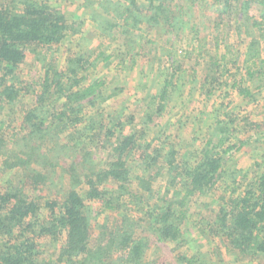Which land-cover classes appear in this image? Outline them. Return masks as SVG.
I'll list each match as a JSON object with an SVG mask.
<instances>
[{
    "label": "trees",
    "instance_id": "trees-1",
    "mask_svg": "<svg viewBox=\"0 0 264 264\" xmlns=\"http://www.w3.org/2000/svg\"><path fill=\"white\" fill-rule=\"evenodd\" d=\"M127 2L112 20L99 19L95 11L91 18L110 36L115 29L124 48L120 62L128 57L134 68L136 57L145 48L142 34L134 31L144 22L159 25L162 16L171 28L167 31H174L175 16L172 0ZM234 4L238 14L241 12L239 18L255 19V28L264 25V0H213V5L224 9L219 25L227 24L225 19ZM252 9L255 14L249 13ZM80 25V21L69 20L64 10L47 0H0V264H162L148 260L150 235H136L138 222L131 215L132 209L138 206L143 212L152 198L162 196L158 199L161 203L146 212L149 230L156 240L180 246L186 243L185 227L192 200L209 194L225 179L228 159L250 144L253 135L235 141L238 119L227 113L228 119L216 120L195 160L176 163L174 149L166 155L158 149L156 156L142 151L137 159L141 143L137 133L124 132L129 122L121 115H105L101 110L98 120L94 115L85 117L86 110L107 99L103 97L105 79L91 77L90 71L101 58L109 63L112 54L96 50L69 58L67 71L52 59L46 62L40 89L35 91L32 106L23 111L20 124L14 117H3L4 110L12 108L20 95L19 85L23 82L15 74L29 47L42 48L48 56L55 45L78 34ZM246 34L251 37L245 53L246 75L235 78L232 87L253 99L246 82L259 78L256 86L264 87V40L248 29ZM215 43L219 48L218 37ZM228 52L233 54L231 48ZM227 53L209 57L202 92L210 86V95L211 86L220 82ZM175 74L169 73L158 92L150 95L144 124L155 123L156 117L163 114ZM119 90L122 91L114 87L108 97ZM251 125L262 128L258 122ZM113 136L116 141L110 143ZM105 148L109 155L101 165L96 153ZM152 169L150 174L145 173ZM5 170H18V180L3 181ZM164 172L168 179L159 185ZM242 172L232 170L235 181L237 176L247 179L248 174ZM123 198L127 199L121 203ZM91 203L99 212H111L109 219L114 224H104L100 233L94 231L95 210ZM215 212V220L206 223L205 228L227 242L230 251L264 260V168L233 187V195L228 200L223 198ZM179 254L184 264H206L195 252Z\"/></svg>",
    "mask_w": 264,
    "mask_h": 264
},
{
    "label": "rangeland",
    "instance_id": "rangeland-1",
    "mask_svg": "<svg viewBox=\"0 0 264 264\" xmlns=\"http://www.w3.org/2000/svg\"><path fill=\"white\" fill-rule=\"evenodd\" d=\"M47 1L64 10L69 20L80 21V32L69 35L59 45H55L48 56L44 55L42 48L34 45L29 47L24 63L17 68L15 74L23 82L19 85L20 95L12 108L7 107L4 110L6 116L3 117H14L16 124H20L23 111L32 106L35 91L40 89L39 82L44 76L46 62L52 59L60 69L67 71L69 58L91 50L112 55L109 63L102 62L101 58L97 66L90 71L91 77L105 79L103 97L107 99L101 102L98 100L97 106L86 110L85 117L94 115L98 120L96 116L101 110L105 115H121L123 120L129 122L124 132L137 133V139L141 143L136 153L137 159L142 151L147 150L151 156H156L158 149L162 155L174 149L176 163L195 160L215 128L216 120L228 119L227 113L231 114L238 119L234 140L246 139L253 135L252 141L228 159L225 167L228 173L213 191L192 200L185 227L187 242L180 246L177 242L159 241L149 230L146 212L155 203H161L158 199L162 196L152 198L143 212H140L138 206L132 209L131 215L138 222L134 232L139 236L150 235L147 258L162 264H184L180 261L179 253L186 252L200 255L206 264H264V260L259 257L240 254L236 250L230 251L227 242L221 241L219 236L205 228L206 223L215 220V211L222 199L228 200L233 195V187H239L252 179L257 170L264 168V87L256 86L260 82L259 78L246 82L253 91V99L242 96L232 87L234 79L245 76L248 67L244 61L251 37L246 34V30L254 32L263 41L264 25L255 28V19H247L244 16L239 18L241 12L238 14L235 4L225 19L227 24L221 22L219 25L218 20L224 9L213 5V0H172L171 10L175 16L172 22L175 23V30L167 31L171 28L165 24L164 16L159 25L142 23L134 34H142L141 43L145 48L142 54L136 57L134 68H131L128 57L124 62H120V53L124 48L122 38L115 29L114 34L110 36L91 18V13L95 11L100 16L99 19L112 20L128 4V0ZM255 12L256 10L252 9L249 13ZM256 17L260 20V16ZM101 23L105 25V22ZM217 37L220 41L219 48H216L215 43ZM200 47H203V50L200 51ZM230 48L232 55L228 52ZM218 53H227L230 59H227L228 62L222 69L220 82L215 87L211 86L212 93L208 95L210 86L207 85L203 92L200 87L206 78L209 57ZM172 72H176V76L171 87V97L163 114L156 117L155 123L144 124L143 117L150 95L158 92L161 83ZM33 81L36 84H33ZM114 87L122 91L119 90L117 95L108 97ZM246 118L248 123L245 122ZM256 122L261 123V129L251 128V123ZM115 139L116 136L110 138V143L115 142ZM96 155L97 162L105 164L109 155L108 148L97 151ZM258 162L261 166L257 165ZM232 170H242L243 174H248L247 179L237 176L235 181L236 176ZM17 171L2 172L3 181L12 178L18 180ZM152 171L153 169L145 173L150 174ZM167 179L168 174L164 172L163 178L158 181L159 185ZM125 199L123 198L121 203ZM90 207L95 210L92 223L96 233H100L104 224H114L109 219L110 211L99 212L94 203H91ZM114 219L116 220L115 217Z\"/></svg>",
    "mask_w": 264,
    "mask_h": 264
}]
</instances>
